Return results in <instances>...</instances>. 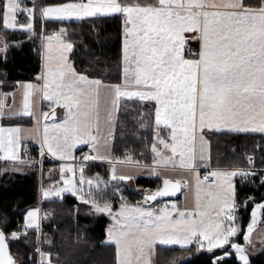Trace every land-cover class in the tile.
I'll use <instances>...</instances> for the list:
<instances>
[{
    "label": "snow or ice",
    "instance_id": "snow-or-ice-1",
    "mask_svg": "<svg viewBox=\"0 0 264 264\" xmlns=\"http://www.w3.org/2000/svg\"><path fill=\"white\" fill-rule=\"evenodd\" d=\"M4 0L0 2V24L4 29L34 33V20L39 15L42 21L84 19L120 14L124 18L122 49V82L105 84L100 79H90L77 73L69 63L66 53L73 48L62 38L66 29L44 37L47 45L45 70L38 79L43 80V98L56 106L66 109L63 124L54 125L57 134L49 139L48 125L44 126L43 144L53 156L66 159L64 151L79 142L90 144L97 155L84 156L83 160H96L102 144L104 127L114 123V113L122 100H136L153 103L154 123L157 129L152 151L165 167L194 169L199 142V158L205 159L207 144L205 131L260 133L264 134V0H65L62 3L39 5L36 0ZM24 15L26 23H20ZM192 40L200 42V51L186 56L185 49ZM53 41L58 47L53 53ZM32 84L24 85L21 110L16 115L34 116L31 97ZM0 101V118L5 117ZM54 116V111H53ZM42 119L48 120L49 113L43 112ZM167 129L169 139L160 138V130ZM20 128L0 127V152L5 159H17ZM95 132V135H93ZM7 134V135H5ZM168 150L161 155L160 148ZM249 163L252 158L249 157ZM123 162V161H121ZM129 162L130 158H129ZM138 163V162H137ZM61 173H74L72 166L62 167ZM83 167L80 168V184L85 183ZM212 177L223 183L216 185L215 192H208V206L211 213L203 210L200 185L208 176L197 180L195 211H177V219L163 210L159 214L140 206L129 208L125 205L112 213L107 202L101 206L95 200L91 203L97 212L112 214L118 230L109 233L110 241L117 246V264H150V255L158 242L164 245L179 244L185 247L195 239L207 241V250L222 248L230 244V237L239 229L225 226L224 221L234 222L232 210L236 207L235 189L231 178L247 177L255 173L232 171L212 172ZM68 187L55 191L77 189L72 179H65ZM113 179L128 180L132 177L113 175ZM91 184L92 181H87ZM164 188L145 197V202L154 201L158 196L175 195L182 186L180 180H164ZM226 185V187H225ZM45 197L50 195L44 193ZM91 195V193H89ZM83 203L88 199L80 197ZM264 204L257 205V209ZM227 210V211H226ZM35 211L29 212L26 227L31 228ZM253 211L252 221L247 226L245 240L251 242L250 234L258 221ZM12 239H18L16 233ZM5 235L0 232V264H15L7 251ZM242 264H248L245 249L232 243ZM227 255V253H225ZM224 257H220L222 260ZM214 260V264H219ZM50 264V259H49Z\"/></svg>",
    "mask_w": 264,
    "mask_h": 264
},
{
    "label": "trees",
    "instance_id": "trees-1",
    "mask_svg": "<svg viewBox=\"0 0 264 264\" xmlns=\"http://www.w3.org/2000/svg\"><path fill=\"white\" fill-rule=\"evenodd\" d=\"M2 2V1H0ZM65 0H40V5L55 4ZM150 2V0H143ZM124 18L121 15L103 16L81 21H42L37 15L34 33L4 29L0 24V38L4 49L0 50V91L15 90L20 82L39 81L43 70V55L40 51L45 34L61 28L66 29L63 39L74 46L70 60L76 71L91 79L118 83L122 80V49ZM20 23H26L21 16ZM44 33V35H43ZM1 41V40H0ZM153 103L122 100L117 128L114 135L113 155L123 159L131 155L137 162L154 163L152 144L157 129L154 123ZM26 117L4 118L3 122L18 124L29 122ZM167 134L161 129L160 134ZM210 146V166L222 169L247 170V177H236L237 222L241 232L237 241L244 243V232L250 221L253 207L264 202V134L237 132H207ZM33 159L39 158L37 147ZM253 156L251 165L246 157ZM47 162L44 164L43 175ZM0 162V229L7 235L11 255L20 257L16 264H37L38 230L24 228L25 215L31 209L41 208L43 249L50 255V264H117V248L107 242L111 223L109 216L97 213L91 201L109 203L114 209L122 204L135 205L145 200L140 189L155 191L162 184L159 178L140 177L136 188L123 180L110 181L108 164L91 163L85 166V175L102 178L103 183L83 203L79 196L66 194L61 199L40 202V182L43 176L34 163L25 166V171H13ZM251 169V170H250ZM264 221V215H263ZM18 239H12V234ZM231 246L216 248L209 252L197 244L187 247L159 246L155 264H214V260L229 252ZM219 264H242L231 253ZM250 264H264V250L253 255Z\"/></svg>",
    "mask_w": 264,
    "mask_h": 264
},
{
    "label": "crops",
    "instance_id": "crops-1",
    "mask_svg": "<svg viewBox=\"0 0 264 264\" xmlns=\"http://www.w3.org/2000/svg\"><path fill=\"white\" fill-rule=\"evenodd\" d=\"M0 1L4 2V0H0ZM26 3H29V6H31L29 0H26ZM36 3L40 5V0H36ZM117 15H120V14H114V15H109V16H117ZM98 17H103V16H98ZM91 18H93V17H91ZM84 19H88V18H84ZM84 19L77 20V19L73 18L70 20H62V21H81ZM46 21H60V20H46ZM55 33H57L56 30L52 29L49 34L53 35ZM49 34H45V35H49ZM188 35H189V37H191V36H194L195 33L188 34ZM64 41L66 43H71V42H68L66 40H64ZM199 44H200V42H199ZM45 45H46V43H45ZM43 46L44 45L42 44V41H41L40 51L43 53V49H44V59H43L44 63H43V70H42L41 76L45 70V55H46L47 45L44 47ZM57 47H58V45L56 44L55 41H53V53L54 54H55V50ZM200 47H201V45H200ZM73 48H74V46H73ZM73 48H72V50H73ZM71 51L66 53V55L68 56L69 63H71L73 65V63L70 60ZM185 54H186V52H185ZM186 56H188V55L186 54ZM189 58H191V57H189ZM121 82H122V80L118 83H121ZM103 83L108 84V85L118 84V83H107V82H103ZM26 84H32V85L37 86V87L39 85L41 87L40 93H38L37 87L32 90L31 104H32V110L35 114L34 116L16 115V113H18L22 108L23 95H24V91H25L24 85H26ZM42 86H43V80L42 79H39V81H35V82H20L18 87L15 90L10 91V92H6V93L1 92V94H0L1 101L5 105V107H4L5 117L4 118L23 116V117L30 119L29 122L10 124V123L3 122L4 118H0L1 127L6 128V129L7 128H20L21 129L20 137H19L20 142H19L18 147L16 148V151L18 153L17 159H15V160L5 159L4 157H5L6 153L0 152V162L2 164H5L6 166H8L7 169H9V170L23 172L26 170L25 166L31 163V159L24 153V148L26 146H35V147H37L39 152H42V151L48 152L47 146L43 144L44 126L46 125L45 124L46 120L42 119L41 114L43 112L48 113L51 110H49V105L46 103L45 99L43 98ZM56 113L58 116L57 111H56ZM118 113H119V110L113 114L114 115V123L111 126V134H109V128L104 127L102 144L104 141H106L107 143L104 144V146L99 149V154H98L99 157H103V158H98L94 162L97 164H108L109 165L110 181L119 180V179H113V175H115L116 177H119V176L132 177V179L123 180V181L128 183L133 188H136V179L140 178V177L159 178L160 180H162V182L165 179L180 180L182 185L185 182H187V184H188L187 188H185L183 186V193L189 194V197H188L187 201L186 200L185 201L180 200L179 206H180V208H182L185 211H187V210L195 211L196 201H192V199L195 198V194L197 192V190H196L197 187L195 186L196 182H197L196 177L199 176L200 171L212 170V167L210 166V159H209L210 158V146H209V142H208L207 135H206L207 132H212V131L206 130L204 133L205 139L207 140V144L205 146L208 147V151H209V158H208L209 167L200 164L199 142L197 143V158L194 161V164H195L194 169L190 170V169H186V168L185 169L180 168L179 167V157L175 158V163L177 164L176 168H172L170 165L165 167L163 165L162 161L159 164L156 163V161L159 158L156 156L155 153H154V156H155L154 163L151 165H147V164H142L139 162L137 163V161L131 155H129L123 159H117L114 157V155H113L114 141L113 140H114V135H115V131L117 128ZM5 135H7V134H5ZM93 135H95V132H93ZM169 135H170V133L167 130V134L166 133L163 135L160 134V138L168 140ZM86 145H90V144H82L79 142L75 143L74 147L72 148V153L68 154L67 155L68 158H66V159H60L59 155L53 156L50 152H48L50 154L51 159L50 160L46 159V162H47L46 170L44 172V175L42 173L43 178H41V182H40V202L54 200V199H61L66 194L73 195L72 191L62 192L59 196L54 194L55 191L59 190L60 188L68 187L67 185H65L64 180L61 178L62 176L65 179H72L75 182L76 189H77L75 196H79V197H81V196L85 197L84 191L87 190V188H89V186H94V185L88 184L87 181L93 180L92 183H97L98 181H99V183H103L102 178L97 179V178H91V177L86 176L85 175V166L86 165L78 162L79 157H80V151ZM160 152H161L162 156L169 154L168 150L163 149L162 147L160 148ZM95 154L97 155V152H95ZM129 158H130L131 162H129ZM121 161H123V162H121ZM66 166H72L74 169V173H69V172L61 173L60 169L62 167H66ZM81 167H83V169H84L83 178L85 180V183H83V184H80V182H79L81 179V172H80ZM213 169H218V168H213ZM219 169H222V168H219ZM231 170H239V169H231ZM42 182L43 183L45 182V185L42 186ZM140 190L142 191L144 189H140ZM45 192H49L50 195L45 197V195H44ZM191 192H192V194L190 195ZM136 205L143 207V206H147V205H151V204H145V200H142L135 205H131V206L129 205V206L132 207V206H136ZM120 208L121 207H119V209H116V210H120ZM34 210L39 214L38 224L41 225L42 218L45 216V212L42 211V208H34V209H31L29 212H32ZM28 213H26V215H25V223L27 220ZM32 225H33L32 228L36 227L35 224L32 223ZM39 225H37V228ZM24 228H28V227H26V225H24ZM107 242L112 243L116 246V244L114 242L109 240V233L107 235ZM193 242H194V240H193ZM116 248H117V246H116ZM229 252H231V250ZM229 252H227V255ZM227 255H225V254L222 255L224 257L223 259L227 258ZM222 256H220V257H222ZM219 261H221V260H219Z\"/></svg>",
    "mask_w": 264,
    "mask_h": 264
},
{
    "label": "rangeland",
    "instance_id": "rangeland-1",
    "mask_svg": "<svg viewBox=\"0 0 264 264\" xmlns=\"http://www.w3.org/2000/svg\"><path fill=\"white\" fill-rule=\"evenodd\" d=\"M21 16L22 15H19L18 16V20L20 19ZM43 35H44V33H43ZM49 35H51V34H49ZM44 36H47V35H44ZM44 36L42 38V44L44 46H46L45 45V41H44ZM0 40H1L0 41V50H2V49H4L5 45L2 44L3 42H2V39L1 38H0ZM42 55H43V59H44V49H43ZM37 89H38V93H40L41 87L39 85H38ZM0 94H1V91H0ZM0 101H1V98H0ZM45 101L49 105V110H51L50 112H48L49 113V116L51 115V113H53V111H57L58 112V116L56 118L51 119V120H46V123H45L46 125H48V128H49L48 134H49V139L51 140V137L53 135L57 134V129L54 128V125H57V124H61L62 125L63 124V121L66 118V109H64L63 107L56 106V105L52 106V104H53L52 101H49V100H46V99H45ZM0 127H1V124H0ZM69 145H71V146L70 147H66L64 149V151L66 152L67 155L72 153V148L74 147V144H73V142H72L71 139L69 140ZM207 151H208V147L205 146L204 147V156H205V159H203V160L200 159V164L209 167V163H208L209 162V160H208V158H209V151L208 152ZM250 157H253V156H250ZM91 163H94L95 164V162H91ZM91 163H87V164H91ZM87 164H85V165L87 166ZM232 171H238V172L239 171H243V172H247V170H243V168H240L239 170L219 169V168L218 169H213L212 168V170H210V171L204 170V171H200V173H199V178H200L201 181H203V178L205 176H208L209 177L207 181H203V183L200 185V198H201V201H202V205L204 206L203 207V210L211 213L213 216L215 215V213H213L211 207L208 206L209 197L207 196V193L210 192V191L215 192L216 191V185L218 183H223V180H222V178L218 180L217 178L212 177L210 175V173H212V172H232ZM237 176H239V175H237ZM237 176H234V177L231 178L232 186L235 189V199H236V177ZM209 179H212V181H209ZM92 182H93V180H92ZM186 184H187V182H186ZM43 185H45V182L44 183L42 182V186ZM90 185H94V186H89V188H87L88 191L87 190L84 191V196H85L84 198L94 197L93 192L95 190H97L98 187L100 186L99 181L97 183H92ZM187 186H188V184H187ZM187 186L185 188H187ZM195 186L197 187V182H196V185ZM225 187H226V185H225ZM196 190H197V188H196ZM140 192H141L142 195H144V194H146L147 192H150V191L147 190V189H144V190H142ZM152 192H154V191H152ZM89 193H91V195H89ZM191 194H192V192L190 193V195ZM196 195H197V192L195 194V198H193L192 201H196ZM188 197H189V194H184L183 193L182 196L179 199H176V200H168V201L167 200H164V201H156L155 203H153L151 205L143 206V208L152 210V211L156 212L157 214H159L161 211H163V210L166 209V210H168V211H170L172 213V218L173 219H177L178 218L177 217V211L172 209V205L175 204L176 205V208L178 210L185 211L182 208H180L179 204H180V200L181 201L182 200L183 201H185V200L187 201ZM99 204L101 206H103L104 203H99ZM260 204H264V202H258V203H256L254 205L253 210L251 212L250 221L248 223V225L251 223V221H252V213H253V211H256L257 212L256 219H257L258 223H257L254 231L250 234V239H251V242L250 243L245 240V235H248V233H247V227H246L245 232H244V243H240V242L237 241V236L241 232V227L238 224L237 217H236L237 202H236L235 209L232 210V214H234V216H235L234 222H229L227 220L224 221L225 226H230V225H233L234 224V226L237 227L239 229V231L237 232V234L235 236L230 237V244L229 245H225L222 248H225L227 246H231L232 243L237 244L240 247L244 248L245 249V255H247V257H248V264L251 263V259H252V256L253 255H258L259 253H261L264 250V221H263L264 208L257 209V205H260ZM122 205H125V206H127L129 208H132V207H136L137 206L136 205V206L130 207L131 205L130 206L127 205V204H122ZM111 208H112V213L113 214L120 211V210L114 209L112 206H111ZM94 210H95V208H94ZM42 211H43V209H42ZM187 211H189V210H187ZM97 213H102V212H97ZM104 214L107 215V216H109L110 219H111V223H110V226H109L108 233L117 231L118 228H117V226L114 223V220L112 218V214H109V213H104ZM38 216H39V214L37 213L36 217L32 220V223L36 225V227H34V228H37V225H39L38 224V221H39V217ZM28 221H29V217L27 216V220H26L25 225H27ZM37 230H38V232L40 231L39 233L42 234L41 225L38 226ZM42 243H43V237H42ZM192 244H197V245L200 246V248H203V249L204 248L207 249V247H208L207 241H202V245L203 246H201V243L200 242H197L194 239V242H192ZM192 244H188L185 247L191 246ZM159 246L181 247L179 244L164 245V244H160V243L157 242L154 245L153 250H152V253L150 255V264H155L157 249H158ZM42 249H43V246H42ZM230 250H231V252L228 253L227 257H230L231 253H233L234 255L237 256V259L239 260V262L242 263L240 261V259H239L238 254L236 253V250L234 248H232V247H231ZM42 252H43L42 253V259H43V261H45L46 264H49L50 255L46 251H44V249H43ZM14 258H15V264L20 262V257L18 255H14ZM216 260H219V258H217ZM50 263H51V261H50ZM133 264H136L135 258H133Z\"/></svg>",
    "mask_w": 264,
    "mask_h": 264
},
{
    "label": "built area",
    "instance_id": "built-area-1",
    "mask_svg": "<svg viewBox=\"0 0 264 264\" xmlns=\"http://www.w3.org/2000/svg\"><path fill=\"white\" fill-rule=\"evenodd\" d=\"M200 51V45L198 43V41L196 40H192L191 37H189V43L186 46L185 52L186 54L191 57L190 54H195L198 53ZM52 106H54V104H52ZM24 153L31 159V162L34 163L35 165H37L40 169V175H42L43 173V168H44V164L46 162V159H51L50 154L46 151H42L39 152V158L38 159H33V157L35 156V150L31 147V146H27L24 149ZM88 155H96L95 152L91 149L90 145H86L81 151H80V157L78 162L82 163V164H87V163H91L94 162L95 160H88L85 161L83 160L84 156H88ZM250 156L246 157V160L249 162V158ZM252 158V163L249 164H253L254 163V158ZM209 181H212V179H209ZM50 214L49 212H45V215ZM40 232V231H39ZM42 234L39 233L38 234V246H37V264H46L45 261H43L42 259Z\"/></svg>",
    "mask_w": 264,
    "mask_h": 264
},
{
    "label": "water",
    "instance_id": "water-1",
    "mask_svg": "<svg viewBox=\"0 0 264 264\" xmlns=\"http://www.w3.org/2000/svg\"><path fill=\"white\" fill-rule=\"evenodd\" d=\"M56 117H57V113H56V111H54V116H53V113H51V115L49 116V119H48V120L54 119V118H56ZM172 181H176V180H172ZM163 182H164V181H163ZM163 182H162V184L159 186V188L156 189L154 192H147L146 194H144V198H145L147 195H149V194H155V193H157V192H159V191H162L163 188H164V183H163ZM182 193H183V186L180 188L179 191L176 192L175 195L158 196L156 200H154V201H147V202H145V204H152V203H155L156 201L176 200V199H179V198L182 196ZM0 232H2L1 229H0ZM4 235H5V238H6V239H5V243L7 244V251H8V253L11 255V249H10V246H9V243H8V237H7L6 234H4ZM11 256H12V255H11ZM12 258H13V257H12Z\"/></svg>",
    "mask_w": 264,
    "mask_h": 264
}]
</instances>
